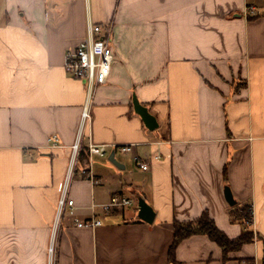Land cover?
Returning <instances> with one entry per match:
<instances>
[{"label": "crops", "instance_id": "0c3cea01", "mask_svg": "<svg viewBox=\"0 0 264 264\" xmlns=\"http://www.w3.org/2000/svg\"><path fill=\"white\" fill-rule=\"evenodd\" d=\"M90 23L104 27L114 62L83 123L87 88L65 64ZM90 145L107 151L92 158L98 185L85 174ZM135 155L161 159L144 171ZM226 187L252 205L260 239L224 260L193 236L179 264H264V0H0V264H172L175 221L208 211L241 236ZM65 192L75 211L57 223ZM113 194L134 205L105 211ZM141 199L152 224L139 219ZM93 217L100 227L75 224Z\"/></svg>", "mask_w": 264, "mask_h": 264}, {"label": "built area", "instance_id": "2783aa9c", "mask_svg": "<svg viewBox=\"0 0 264 264\" xmlns=\"http://www.w3.org/2000/svg\"><path fill=\"white\" fill-rule=\"evenodd\" d=\"M114 62V53L111 45L105 37L104 27L101 25H88L87 38L80 43L74 50L69 51L66 55V72L67 74L77 80L82 81L87 88V103L84 107L82 114V122L90 119V102L96 88L106 85L109 81L112 66ZM54 146H58L57 139H52ZM80 150V144L77 143L73 147L74 158L72 159L71 166L75 164V156ZM115 150L123 154L134 153V145H120L116 146ZM90 157V167L85 172L88 179L94 184L98 185L99 181L95 178L92 170L93 157L98 155L100 157H107L105 147L90 145L88 148ZM149 159L160 160L159 155H148L146 158H141L138 155L134 156V161L138 167L147 171L150 168ZM134 201L127 196L121 194H113L110 204L104 206L105 211H109L112 207H131ZM71 213L75 211V203L67 197L65 192L58 202V216L57 223L63 216L66 209ZM75 224L79 228H97L102 225V221L93 217L89 220L75 219ZM53 247L50 253L53 255Z\"/></svg>", "mask_w": 264, "mask_h": 264}, {"label": "trees", "instance_id": "16d2710c", "mask_svg": "<svg viewBox=\"0 0 264 264\" xmlns=\"http://www.w3.org/2000/svg\"><path fill=\"white\" fill-rule=\"evenodd\" d=\"M227 175V168L224 171ZM230 215L234 223H239L243 232L237 239H230L222 232L211 218L208 211L203 212L200 218L194 221L180 222L175 221L173 224L174 241L170 248L169 260L172 264H179L176 259V250L185 240L193 236H206L212 242L216 243L224 253V260H228L230 253L240 251L245 245L253 244L259 236L250 229L254 220L252 205L235 206L230 209Z\"/></svg>", "mask_w": 264, "mask_h": 264}, {"label": "water", "instance_id": "95a60500", "mask_svg": "<svg viewBox=\"0 0 264 264\" xmlns=\"http://www.w3.org/2000/svg\"><path fill=\"white\" fill-rule=\"evenodd\" d=\"M134 107L135 111L138 115H140L146 125V127L153 131L158 128V123L156 121V118L150 114L148 109L141 105L138 100L134 99ZM109 160L118 168H121L120 163L116 160L115 155L112 154L109 158ZM225 197L227 203L230 205V207H235L237 205L236 200L234 199V196L232 194V191L229 187L225 188ZM139 219L142 221L152 224L155 220V212L152 209V207L143 199L139 200Z\"/></svg>", "mask_w": 264, "mask_h": 264}]
</instances>
